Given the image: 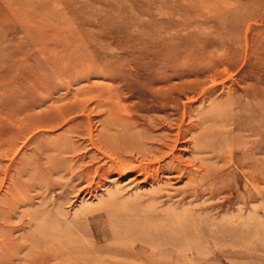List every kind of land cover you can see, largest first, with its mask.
Here are the masks:
<instances>
[{"label": "bare ground", "instance_id": "6f19581e", "mask_svg": "<svg viewBox=\"0 0 264 264\" xmlns=\"http://www.w3.org/2000/svg\"><path fill=\"white\" fill-rule=\"evenodd\" d=\"M209 1L224 19L209 17ZM74 3L0 0V76L13 60L36 61L18 79L0 77V264H101L90 254L62 261L53 231L26 230L35 220L24 215L42 186L35 176L43 171L53 174V187L62 180L72 185L74 202L105 189L113 204L153 202L152 217L164 218L163 227L178 237L200 241L197 252H206L209 197L226 198L225 180L245 173L254 176L253 188L259 185L260 166L249 153L260 146L245 136L255 132L253 120L264 118V29L249 13L237 19L225 12L237 11L238 1L187 0L195 13L168 20L171 32L149 30L146 41L136 34V42L115 52L105 38L75 25L66 11ZM52 44L53 59L37 62L27 51ZM166 261L143 264H183Z\"/></svg>", "mask_w": 264, "mask_h": 264}, {"label": "rangeland", "instance_id": "374dc122", "mask_svg": "<svg viewBox=\"0 0 264 264\" xmlns=\"http://www.w3.org/2000/svg\"><path fill=\"white\" fill-rule=\"evenodd\" d=\"M75 1L74 10L66 9L67 15L81 30H90L95 36L98 34L105 38L108 42L105 45L107 50L115 52L119 51L118 47L122 43L136 42V34H140L141 41L148 40V32L152 29L162 36L173 29L165 26L168 20H183L186 15L195 13L189 11L187 0ZM235 1H238V10L226 9L225 12L234 14L237 19L241 18L239 13H249L251 18L254 17L251 21H257L256 27L264 29V0ZM210 4L209 1V6L204 7L205 11H209V17L215 16L216 20L226 17L213 12ZM210 25L213 30H225V26L219 25L217 21L216 25L209 21ZM188 27L193 28L190 24ZM27 51L37 55V62L53 59V44L44 49L41 46L31 47ZM35 62L32 59L13 60L8 65L9 72L0 77L18 79L22 72L33 69ZM252 122L255 124V132H246L245 140L256 141L260 146L255 154L249 153L260 166L257 174L259 185L253 188L251 182L254 176L245 173L238 181L225 180L227 188L230 187L226 198L221 194L209 197V217H213V220L209 219L212 232L209 236V250L206 252H197L196 248L203 246L200 241L188 236L178 237V232L163 227L166 225L164 218L152 217L151 213L157 206L153 202H144V205L138 199L113 204L106 189L103 195L99 192L98 198L94 200L81 199L74 202L77 192L73 186L66 185L62 180L60 187H53V174L46 171L35 176V183L42 186L38 191L36 206L32 205L24 215L26 220L29 215L35 220L27 225L26 230L35 234L39 231H53V241L64 248L53 250L65 262L90 254L100 256L101 264H143L149 261L166 263V260H176L178 263L181 260L183 264H192L189 260L197 264H264V118L257 117ZM59 130L62 132V127ZM24 178L33 179L30 174H25ZM19 192L25 193L26 186H21ZM159 228L165 231L157 234L155 231ZM222 236L224 240H221ZM234 236H242L241 241H235ZM214 242L218 243L216 251L212 247ZM154 243L158 244L148 245ZM241 244L245 248L235 251ZM159 248L170 250L158 254L152 251ZM27 249L25 245L17 255H23ZM171 255L174 257H169Z\"/></svg>", "mask_w": 264, "mask_h": 264}]
</instances>
